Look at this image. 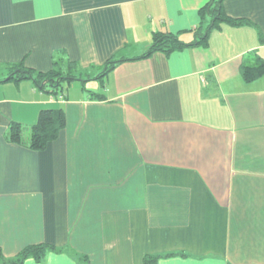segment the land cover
I'll return each instance as SVG.
<instances>
[{
    "label": "crops",
    "instance_id": "1",
    "mask_svg": "<svg viewBox=\"0 0 264 264\" xmlns=\"http://www.w3.org/2000/svg\"><path fill=\"white\" fill-rule=\"evenodd\" d=\"M209 1L0 0L6 258L50 244L64 252L24 264H264V76L242 74L264 62V0L224 3L254 26L223 23L205 44L134 60L156 32L192 41ZM114 56L126 61L95 79ZM55 60L88 81L55 96L6 79L8 65ZM49 108L66 127L45 150L7 140L12 122Z\"/></svg>",
    "mask_w": 264,
    "mask_h": 264
},
{
    "label": "trees",
    "instance_id": "2",
    "mask_svg": "<svg viewBox=\"0 0 264 264\" xmlns=\"http://www.w3.org/2000/svg\"><path fill=\"white\" fill-rule=\"evenodd\" d=\"M225 1L210 0L199 10L200 24L196 29L191 31L193 34L192 41L185 42L181 37L182 33L175 35L170 32H156L153 34V41L147 52L134 60L150 57L156 52L171 54L174 51L183 50L187 47L205 44L209 39L210 33L214 29L220 28L223 23L235 27L245 25L254 26L250 20L235 19L228 16L224 9ZM261 41L264 43V36L262 35ZM124 61L126 59L118 58L117 56L110 58L101 68L102 72L95 79L104 77L113 71L119 63ZM68 64L69 66H73V70L69 67H63L56 60L54 62V68L48 72L28 68L23 63L8 65L9 73L6 79L15 82L31 80L38 90L58 96L62 92L65 83L77 80L83 82L88 81L83 77L82 72H79V74L76 73V70L78 72L79 69L78 64L75 62H68ZM242 74L247 82H252L263 77L264 62L253 67H244ZM24 127L22 123L12 122L6 135L7 140L26 146L31 150L42 151L46 149L49 143L55 141L59 137L60 132L66 127V113L59 108L42 110L39 113L37 122L31 126L29 136L26 138L24 137ZM63 252V248H57L50 244H38L24 248L13 258H6L0 250V264H24L28 259H35L38 262H42L49 253ZM161 257L147 256L144 264H156Z\"/></svg>",
    "mask_w": 264,
    "mask_h": 264
},
{
    "label": "rangeland",
    "instance_id": "3",
    "mask_svg": "<svg viewBox=\"0 0 264 264\" xmlns=\"http://www.w3.org/2000/svg\"><path fill=\"white\" fill-rule=\"evenodd\" d=\"M94 71H95V73L97 74V73H99L100 72V70H98V69H94ZM91 74V73H90ZM84 76V78H86L87 76H88V74H83ZM79 83V82H78ZM100 84V83H99ZM99 84H97V83H95L94 85H93V82H90L88 85H87V87L88 88H92V87H99L100 85ZM78 85V84H77ZM77 85H73L72 87H70V89H72L73 87H77ZM67 86V84L65 85V88H67L66 87ZM70 89H68V90H70ZM31 126H32V124H30V125H25V127H24V137L26 138V137H28L29 136V134H30V128H31Z\"/></svg>",
    "mask_w": 264,
    "mask_h": 264
}]
</instances>
